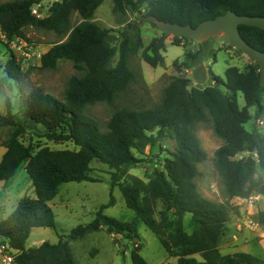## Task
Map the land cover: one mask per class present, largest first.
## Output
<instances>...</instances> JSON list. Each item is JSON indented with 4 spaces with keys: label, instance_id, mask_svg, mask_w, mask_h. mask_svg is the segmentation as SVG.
Returning <instances> with one entry per match:
<instances>
[{
    "label": "trees",
    "instance_id": "obj_1",
    "mask_svg": "<svg viewBox=\"0 0 264 264\" xmlns=\"http://www.w3.org/2000/svg\"><path fill=\"white\" fill-rule=\"evenodd\" d=\"M40 0H15L0 4V28L9 39L27 38L26 30L53 33L60 43L47 51L41 69L56 70L62 61H69L76 70L63 99L39 90L24 91L22 108L25 118L41 125L44 137L55 143H73L78 150H52L44 147L34 152L23 137L28 127L12 113L6 101V114H0V131L9 130L6 152L0 162V182L11 181L26 162L35 197L22 198L15 210L0 222V238L16 252L13 264H78L64 238L79 240L107 229L132 242L140 240L139 225H145L160 241L166 253L177 264H264L246 252L222 254L220 244L229 219V205L204 198L198 191L196 178L199 165L207 159L199 137L197 123L212 120L215 134L223 145L216 152V166L224 180L229 199L247 198L253 193L264 196V178L255 179L258 170L264 174V134L249 131L246 125L264 113V87L260 83V66L254 62L245 70L228 67L225 80L213 76L214 86L192 87L184 77H173L165 88L162 103L153 109L123 108L115 112L103 131L101 123L86 109L98 103H110L137 80L129 60L144 48L140 26L130 24L119 35V47L113 45L111 32L92 22L98 8L106 0H62L52 4L50 15L37 19L31 13ZM115 14H135L140 21L155 20L197 27L232 11L240 16L264 17V0H111ZM143 7L147 12L143 13ZM75 16L82 20L74 25ZM244 40L264 52V31L240 26ZM66 39V40H65ZM65 40L64 42H62ZM166 37L155 38L143 51V60L152 68L165 66ZM185 37L175 36L174 45L182 46ZM117 64L113 65L116 55ZM5 73L9 80L20 84L26 74L11 55ZM224 87L230 94L224 93ZM243 95L245 106L239 104ZM254 109V116L250 110ZM170 132L176 141V151L166 159L164 169H155L151 187L129 174L141 161L147 146L154 147ZM249 153L250 156H246ZM244 154L240 159L238 155ZM108 166L111 188L118 187L128 209L135 218L120 221L107 217L104 210L115 204L111 196L101 206L95 219L74 228L57 244L44 242L26 250L34 228H56V216L50 203L67 183H97L92 163ZM162 210L156 216L158 205ZM190 216L188 232L185 218ZM264 225V212L259 215ZM137 244V243H136ZM141 245L131 252L133 264H147ZM124 254V252H122Z\"/></svg>",
    "mask_w": 264,
    "mask_h": 264
},
{
    "label": "rangeland",
    "instance_id": "obj_2",
    "mask_svg": "<svg viewBox=\"0 0 264 264\" xmlns=\"http://www.w3.org/2000/svg\"><path fill=\"white\" fill-rule=\"evenodd\" d=\"M15 0H0V4ZM45 7L51 6L56 1L40 0ZM143 7V13L147 12ZM79 16H75L74 25L81 24ZM92 22L100 28L109 30L113 36L112 43L119 47L120 33L130 24L138 25L144 48L129 60L130 68L136 73L137 80L130 87L110 103H98L89 106L86 112L97 119L104 132L108 130V122L112 115L120 109H153L159 106L164 97L165 88L173 77L179 76L191 81L192 87L205 89L214 86L213 76L225 80V71L228 67H238L245 70L252 65L251 59L239 49L231 46L224 36L210 38L205 42L184 41L182 46L174 45L175 36L166 37L165 66L152 68L142 58L143 51L155 38L164 34L157 28L155 22L140 21L135 14H115L113 2L106 0L96 11ZM27 40L34 44L37 51L45 54L54 45L60 43L53 33L35 29L26 30ZM66 40V39H65ZM63 40L62 42H64ZM11 58L9 49L0 41V114H6V101L12 104V113L25 123L28 133L22 141L31 145L34 152L44 147L52 150H78L71 142L55 143L40 137L45 133L44 127L31 123L25 118L22 106V91L39 90L51 94L58 99H63L69 80L78 75L74 66L69 61H62L56 70H42L40 66L24 67L22 70L27 75L23 84L9 80L5 67ZM117 54L113 60L115 66L118 62ZM224 93L230 94L224 87H219ZM11 92V95H8ZM239 104L245 106L242 94H239ZM254 116V109L250 110ZM257 129L264 134V113L259 118H253L246 129ZM202 147L207 153L206 161L199 165V176L195 182L199 193L216 203L229 205L230 214L226 223L225 234L220 244L222 254L246 252L264 259V225L260 223L259 215L264 212V196L253 193L247 198L229 199L226 186L216 166V152L223 145L214 132L211 118L194 127ZM9 138V130L0 131V162L6 152L5 142ZM176 151V141L170 132L159 140L156 146H147L142 154L135 153L140 163L129 170V174L142 179L150 187L155 169H164L166 159L172 158ZM244 154L238 155L240 159ZM25 162L17 171L11 182H0V222L5 220L17 207L19 201L26 197H35L33 183L26 172ZM92 174L97 183H67L59 191L58 196L50 203L55 216L56 228H34L26 243V250L39 247L44 242L57 244L61 237L68 236L79 225L92 222L101 206L109 203L111 196L115 204L104 210L107 217L120 221H129L135 218L133 211L127 208L123 195L118 187L111 188L112 170L98 161L92 163ZM264 174L258 170L255 179ZM162 210L158 205L156 216ZM190 216L185 218V227L188 232ZM140 240L132 243L122 236L113 235L107 229L87 235L79 240L64 238L73 251L78 264H133L131 252L138 244L141 245V255L147 264H177V259L170 257L159 239L142 223L139 225ZM137 243V244H136ZM124 252V254L122 253ZM16 255L0 238V264H10L6 258ZM13 264V263H11Z\"/></svg>",
    "mask_w": 264,
    "mask_h": 264
},
{
    "label": "water",
    "instance_id": "obj_3",
    "mask_svg": "<svg viewBox=\"0 0 264 264\" xmlns=\"http://www.w3.org/2000/svg\"><path fill=\"white\" fill-rule=\"evenodd\" d=\"M154 22L165 37L171 35L185 37L199 43L205 42L210 38L226 37L231 46L239 49L260 66V83L264 87V52L248 44L242 37L239 29L240 26H249L264 31V17L240 16L232 11H227L226 14L204 21L197 27L160 20H155ZM8 95H11V92ZM246 156H250V154L247 153Z\"/></svg>",
    "mask_w": 264,
    "mask_h": 264
},
{
    "label": "built area",
    "instance_id": "obj_4",
    "mask_svg": "<svg viewBox=\"0 0 264 264\" xmlns=\"http://www.w3.org/2000/svg\"><path fill=\"white\" fill-rule=\"evenodd\" d=\"M49 7H45V4L41 1L35 3L31 8V13L37 19L43 20L50 15ZM0 41L9 49L10 54L13 55L18 64L24 67L40 66L44 54L37 51L34 44L30 43L27 39L21 37H14L9 39L0 28ZM6 260L11 264L13 258L8 257Z\"/></svg>",
    "mask_w": 264,
    "mask_h": 264
},
{
    "label": "crops",
    "instance_id": "obj_5",
    "mask_svg": "<svg viewBox=\"0 0 264 264\" xmlns=\"http://www.w3.org/2000/svg\"><path fill=\"white\" fill-rule=\"evenodd\" d=\"M9 182H11V181H9ZM9 182H8V183H9Z\"/></svg>",
    "mask_w": 264,
    "mask_h": 264
}]
</instances>
